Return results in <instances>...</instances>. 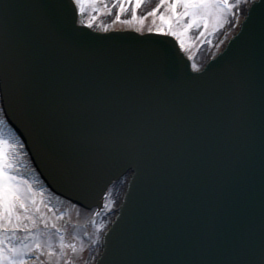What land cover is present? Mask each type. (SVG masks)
<instances>
[{"label":"water","instance_id":"1","mask_svg":"<svg viewBox=\"0 0 264 264\" xmlns=\"http://www.w3.org/2000/svg\"><path fill=\"white\" fill-rule=\"evenodd\" d=\"M74 12L68 0H0L4 83L17 91L14 114L43 154H49L51 169L84 165L79 176L89 183L94 177L85 176L97 175L107 162L91 156L94 150L108 158L134 145L145 150L140 180L158 185L182 178L190 184L214 174L246 207L248 222L256 214L264 217V162L250 164L244 153L251 148L244 147L251 127L264 134L260 50L256 54L261 41H253L252 24L201 80L186 82L184 76L192 79L188 67L180 60L173 71L171 59L179 54L161 41L165 38L90 32L76 24ZM259 16H264L262 6ZM167 73L177 79L179 89L163 88L160 78ZM232 90L239 95L232 96ZM239 98L244 102L237 105L241 113L233 106ZM234 119L237 134L245 137L229 134ZM260 149L256 157L264 145ZM52 153L65 162L58 163ZM164 206L155 207L154 215H161ZM178 226L175 240L184 233ZM197 251H177L178 264H199L203 257ZM214 253L220 261L233 257V252Z\"/></svg>","mask_w":264,"mask_h":264},{"label":"snow or ice","instance_id":"2","mask_svg":"<svg viewBox=\"0 0 264 264\" xmlns=\"http://www.w3.org/2000/svg\"><path fill=\"white\" fill-rule=\"evenodd\" d=\"M247 2L248 0H237V3L233 4L230 0H161L160 7L148 15L155 16L165 3L168 4L172 15H161L159 19L164 21V25L150 28L148 31L165 36L170 34L179 39L181 47H185L184 35L194 27L203 26L204 31L200 33L203 38L209 24L214 21L213 27L218 28L228 23L226 14L234 16L233 10L237 5ZM74 3L79 6L80 14H84V4H95L96 0H74ZM125 3L130 4L131 0H115V4L120 5L117 20L125 11ZM143 3L144 0H135L136 8L139 9ZM259 3L264 7V0H259ZM253 7H256L255 3ZM181 8L182 11H178ZM133 18L137 17L134 15ZM186 18H190V22L184 23L179 31L174 30L173 25L179 26ZM250 23L253 41L257 37L261 41L260 70L264 85V16L254 17ZM87 26L92 27V20L88 21ZM236 71L239 72V69ZM6 92L7 107L0 109V112L4 113V116L0 117V125H4L0 127V264H45L41 259L44 256L48 258L47 264H61L67 255L64 250L75 251L76 245L66 243L65 229L57 228L54 222L49 225L39 206L42 203L39 200L40 193L20 173L19 158L23 148L22 141L8 126V122L12 119L8 113L14 114L18 93L10 88H7ZM243 93L244 90L241 91L242 95ZM29 119L32 120L31 117ZM51 155L58 163L65 162L63 159H58L54 153ZM41 224L45 228L56 229L58 246L52 232L40 230ZM233 243L235 246L233 259L213 262L203 258L199 264H264V227L261 229L258 247L243 235L237 236ZM56 256H59L60 260H55ZM67 264L73 262L69 260Z\"/></svg>","mask_w":264,"mask_h":264},{"label":"rangeland","instance_id":"3","mask_svg":"<svg viewBox=\"0 0 264 264\" xmlns=\"http://www.w3.org/2000/svg\"><path fill=\"white\" fill-rule=\"evenodd\" d=\"M160 3L161 0H144L141 7L137 9L135 6V0H131L130 4H124L125 11L120 15V19L117 20L116 17L119 14L120 5L115 4V0H96L95 4H84L85 13L83 15L86 24L89 20H92V27L98 30L133 28L147 31L150 28L164 25V21L159 19L161 15H172L168 4L165 3L164 6L160 8V12L156 13L155 16H149L148 13L152 12L157 7H160ZM230 3L236 4L237 0H230ZM114 4L115 7H113ZM244 4L245 3L238 4L233 11L236 13V11L241 10ZM178 11H182V8L178 9ZM134 15L137 18L134 19ZM144 17L147 18L142 19ZM226 17L229 22L218 28L213 27V24L215 23L214 21L212 24H209L208 31L203 38L200 36V33L204 31L203 26L200 28L194 27L184 35V48L193 60L196 61V66L199 67L201 65L199 62L202 60L204 61L205 59V55L203 56L201 53L202 49L203 52H208L220 35L223 27L232 24L233 15L226 14ZM128 21H131V23H128ZM186 22H190V18H186L184 21L180 22L179 26L174 24V30L179 31ZM0 117H2L1 112ZM0 127H4V125H0ZM26 159L25 153L22 150L19 158V170L24 178L40 193L39 200L42 201V203L39 206L41 207V212L43 213L44 218L48 220L49 225L54 222L56 223L57 228L65 229L66 243L76 245L75 251L72 249L64 250L67 255L64 257L63 261H61V264H67L69 260H71L73 264H88L91 261L90 256L92 252L99 249L101 232L110 220L108 212L118 203L123 183L120 184L116 191H114V196L112 192L110 193L103 209L104 213L101 211L97 212L96 210H83L67 201L49 196L40 185L29 179V177H26L29 176L30 170ZM105 214L107 215V218L106 220H103V215ZM40 230L52 232L58 246V233L56 229L45 228L41 224ZM41 259L47 264L48 258L46 256L41 257ZM54 259L60 260V257L56 256Z\"/></svg>","mask_w":264,"mask_h":264},{"label":"bare ground","instance_id":"4","mask_svg":"<svg viewBox=\"0 0 264 264\" xmlns=\"http://www.w3.org/2000/svg\"><path fill=\"white\" fill-rule=\"evenodd\" d=\"M80 21L81 22H83V19L81 18L80 19ZM201 53H202V55L204 56V55H207V51H206V53L205 52H203V49H202V51H201ZM118 186H119V184H118ZM118 186L114 189L115 191H116V189L118 188ZM104 217V219L103 220H105V218H106V215L105 216H103Z\"/></svg>","mask_w":264,"mask_h":264}]
</instances>
